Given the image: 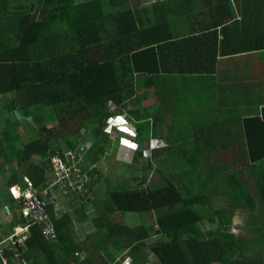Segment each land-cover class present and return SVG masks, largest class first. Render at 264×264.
Masks as SVG:
<instances>
[{"label":"trees","instance_id":"16d2710c","mask_svg":"<svg viewBox=\"0 0 264 264\" xmlns=\"http://www.w3.org/2000/svg\"><path fill=\"white\" fill-rule=\"evenodd\" d=\"M135 10L130 0H0V98H8L0 105V174L5 189L0 208L4 204L11 213L8 232L27 222L15 212L19 203L11 196V186L26 189L29 179L40 193L65 194L59 186L50 187L54 154L64 157L66 150L89 142L79 166L91 176V194L63 197L77 215L61 213L59 200L47 196L56 238L45 237L41 225L34 224L24 243L5 248L3 256L10 261L17 251L23 263L65 264L84 247L71 230L73 217L82 221L95 209L98 230L90 238L95 241L102 232L103 248H128L134 264H264V176L259 172L263 166L255 165L261 157L256 145L244 152V160L254 163L251 181L242 178V168L197 167L192 145L172 153L175 162L164 174L163 186L147 187L144 175H135L132 182L115 180L113 173L104 175L97 166L109 158L116 141L111 138L117 134L107 131L109 126L112 130L109 120L132 122L127 105L133 96V74L166 68L164 56L174 48L165 47L194 40L193 28L185 38L173 40L163 33L169 25L165 17L147 21ZM184 51L175 53V62L186 68V60L192 64L197 52ZM50 108L51 118L50 112L45 114ZM22 122L27 125L20 128L23 135L15 131ZM146 130L142 127L144 134ZM147 168H155L151 159ZM98 184L103 193L95 190ZM244 208L259 213L257 221L247 224L253 232L246 234L233 230L234 214ZM117 213H140L148 219L130 226L115 218ZM121 259L114 257L107 264H121Z\"/></svg>","mask_w":264,"mask_h":264},{"label":"crops","instance_id":"0c3cea01","mask_svg":"<svg viewBox=\"0 0 264 264\" xmlns=\"http://www.w3.org/2000/svg\"><path fill=\"white\" fill-rule=\"evenodd\" d=\"M130 4L147 21L165 17L169 25H165L163 33L173 40L185 38L190 28L195 33L193 43L165 47L174 48L170 55L164 56L166 68L133 74V96L127 105L133 112L132 122L126 120V128L120 122L113 131L122 138L118 144L120 154L124 157L127 149L136 150L137 133H140V144L145 150L151 149L149 159L152 157L153 163L160 161L162 166L167 157L175 159L172 153L192 145L197 149V167L242 168V178L251 181L249 169L254 163L244 160V152L250 145H256L261 157L255 165L263 166L259 172L264 176V0H130ZM190 7L194 8L193 12ZM180 49H186L184 53L197 52L192 56V64L186 60V68L175 62V53ZM246 123L253 126L246 128ZM142 127L147 129L145 134ZM117 152L118 147L114 160L124 161ZM169 152L171 155H166ZM135 156L131 155L127 165H120L127 169L136 166L141 158ZM134 176L128 173L122 179L131 182ZM114 179L118 180L116 176ZM54 195L59 200L57 210L77 215L63 194ZM4 198L3 195L0 202ZM19 209L20 203L15 212ZM87 214L89 217L82 221L73 217L71 230L84 247L68 257L65 264H107L114 257L119 261L124 255L133 259L128 248L114 250L109 246L106 251L102 232L95 241L90 238L98 230L93 219L96 211L89 210ZM130 214L136 213L116 215L130 226L137 225V220L144 222L142 215L140 218L138 214L137 219ZM5 217V214L0 216V239L9 233L5 232ZM29 232L23 234L27 237ZM4 258L6 264H33L16 257L10 261Z\"/></svg>","mask_w":264,"mask_h":264},{"label":"built area","instance_id":"2783aa9c","mask_svg":"<svg viewBox=\"0 0 264 264\" xmlns=\"http://www.w3.org/2000/svg\"><path fill=\"white\" fill-rule=\"evenodd\" d=\"M114 119V117H113ZM112 119V121H113ZM90 143L86 142L79 145L76 150H66L64 157L56 153L50 158V164L52 167V179L51 186H59L63 193L67 191L76 192L78 194H91L90 181L91 176L88 170L79 166L81 159L88 152ZM27 188L11 186L9 191L11 196L15 200H19L20 209L19 212L27 219L25 225L14 226L11 232L0 239V255L2 256V264H6V260L3 256L6 242L8 248L21 245L26 236L24 231H30V226L34 224L41 225L42 233L45 237L54 239L57 236V230L54 228L49 218L47 196L44 193H40L37 187L29 180L26 179ZM46 191V190H45ZM65 196V194H63ZM49 198L56 199V195L50 194ZM23 234V235H22ZM15 257L20 259V252L15 253ZM121 264H134L130 255H124L121 259ZM145 264H151L146 262Z\"/></svg>","mask_w":264,"mask_h":264},{"label":"rangeland","instance_id":"374dc122","mask_svg":"<svg viewBox=\"0 0 264 264\" xmlns=\"http://www.w3.org/2000/svg\"><path fill=\"white\" fill-rule=\"evenodd\" d=\"M7 99L8 98H0V105L2 106V103H4ZM47 112H50V118H51V113H53L51 108L50 109H46L45 114ZM46 118H48L47 115H46ZM111 120H109V122L112 125L111 126L112 130H110V126L107 129V131L111 132V134H115L113 132L114 126H118V124L121 121H123L124 123L126 121V120H123L122 118L113 119V121H111ZM50 122H52L51 119H50ZM9 126L12 127V125H9ZM25 126H27L26 123L22 122V124L18 127V129L15 130L16 133L18 132V134L23 135L25 131L23 132L22 130L25 129ZM2 128H3V126L0 125V132H1ZM21 135H20V137H21ZM117 136L119 137L118 139L115 138ZM140 136H141V134H140ZM20 137H19V141H20ZM21 138H23V137H21ZM113 138H114V140H117V141H114L112 146H111V150H110V153H109V158L108 159L106 158L99 165H97L98 167H100L101 170H103L102 172L104 173V175H106L108 173H113V175H115L116 178L120 179L121 181H126V180L122 179V176L127 175L128 173H130V175H138L139 178H141V176L144 175V176H146V179H147V182H146L147 183L146 184L147 187L163 186V185L167 184L164 174L166 172L170 173V171L172 170V164L175 161L172 162V160L168 158V160L165 161V164H163L162 166L159 165L161 163L160 161H154L155 168H153V169H148V168L144 169V168H146L147 159H149L150 155H152V152H151V149H149V151L145 150V147L142 146L140 143H139V145H135L134 146L136 148V150H132L131 148H130V150L127 149V151L124 152V157L118 151L117 152V156L119 157L121 155L120 158H123L124 161H122V162L116 161V160H114L115 159V154H114L115 153V148L117 146H119L118 144L120 143L122 138L120 137V135H112L111 140ZM19 141H18V139L14 140V141L12 140V142L14 143V144L13 143L12 144H13V146L15 148L18 146ZM136 153L137 154L140 153V155L142 154L141 160L136 162V166L127 169V168H123V166L120 165L122 163L124 164V166L127 165L130 162L131 155L132 154H136ZM169 154L170 153H168L166 155L169 156ZM151 159H152V157H151ZM1 163H3L2 160H0V165H1ZM120 167H122V168L119 169ZM160 168H162V170H160ZM118 173L121 174V175H118ZM49 176L52 179V172L51 171L49 172ZM131 182H132V179H131ZM101 186H102V184H98L95 187V190L97 192H99V193H103V189H102ZM95 190H93V191H95ZM4 191H5V189H4V180H3L2 174H0V200L3 199ZM73 193L74 192L70 193V191H67L65 194H73ZM44 194H49V191L46 190V192H44ZM2 211H4V212L0 213V216L5 214V216L10 220L11 213L10 214H8V213L6 214L4 209ZM238 214H241L242 216H240ZM130 215L133 216V218L136 217L137 219H139V216L141 218V214L140 213H139V216H138V214H130ZM257 215H258V217L256 218ZM114 217L118 218L117 215H114ZM7 218H6L5 222L9 221V220L7 221ZM142 218H144V220L148 219L147 216H142ZM258 218H259V213H257L255 210H250V209H245V208L237 210L236 213L234 214V217H233V230L236 231L237 233H239V232H242V233H245V234L246 233H251V232H253L252 226L248 227L249 225L247 226V224L251 225V223L257 221ZM118 219H120V218H118ZM136 223L139 224L140 221L137 220ZM3 225H2V227L5 226V228H6L5 232H8L9 231V230H7V226L8 225L7 224H5L4 226ZM4 243L6 244V242H4ZM16 259H18V258H16ZM16 261H18V260H16Z\"/></svg>","mask_w":264,"mask_h":264},{"label":"clouds","instance_id":"9594fccd","mask_svg":"<svg viewBox=\"0 0 264 264\" xmlns=\"http://www.w3.org/2000/svg\"><path fill=\"white\" fill-rule=\"evenodd\" d=\"M121 122H122V121H121ZM122 123H123L122 127H123V128H126L127 125H126L124 122H122ZM117 147H118V151L120 152L121 149L119 148V146H117ZM132 150H133V149H132ZM118 159H119V158H118Z\"/></svg>","mask_w":264,"mask_h":264}]
</instances>
